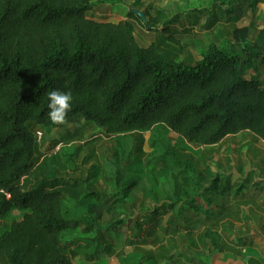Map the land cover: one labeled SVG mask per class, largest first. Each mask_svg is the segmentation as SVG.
<instances>
[{
    "label": "trees",
    "instance_id": "obj_1",
    "mask_svg": "<svg viewBox=\"0 0 264 264\" xmlns=\"http://www.w3.org/2000/svg\"><path fill=\"white\" fill-rule=\"evenodd\" d=\"M260 2L226 0L212 7L204 27L231 22L235 43H211L198 59L177 35L190 29L175 28L180 20H168L163 10L147 8L146 19L131 11L113 22L93 10L91 0H0V221L13 209L23 214L0 230L1 259L8 264H108L128 246L151 245L155 250L120 264H211L202 256L225 252L224 222L241 203L264 205V177L243 168L234 176L220 170L218 162L220 169L214 170L207 159L186 153L185 143L212 146L242 131L264 141V23L235 26L245 7L256 10ZM136 21L156 31L159 41H139ZM56 89L74 97L62 124L47 115V94ZM66 125L72 126L68 138L90 126L127 138L162 125L180 136L183 147L151 139L155 153L146 163L152 169L137 176L130 171L144 163L146 140L138 135L125 141V166L107 164L121 188L107 194L95 184L100 166L88 169L86 178H73L55 173L58 153L39 161L34 127L52 132ZM80 149L66 155V163ZM83 169L72 166L75 173ZM66 201H75L81 218H69ZM147 201L154 205L147 208ZM83 225L92 237L63 241L66 232ZM200 228L201 241L208 240L212 251L189 255L172 249L171 236L185 233L182 241H193ZM166 236L171 239L164 243ZM248 237L237 238L235 245L246 246ZM79 249L86 252L80 255ZM249 264L262 263L250 258Z\"/></svg>",
    "mask_w": 264,
    "mask_h": 264
},
{
    "label": "rangeland",
    "instance_id": "obj_2",
    "mask_svg": "<svg viewBox=\"0 0 264 264\" xmlns=\"http://www.w3.org/2000/svg\"><path fill=\"white\" fill-rule=\"evenodd\" d=\"M93 1L92 9L96 10L99 15H107L108 19L113 22H118L124 19L128 12H134L142 19H146V9L153 8L163 10L168 20L177 18L180 22L174 23L175 28L178 30L190 29L188 33L177 34L180 37V43L184 46L185 50L192 52L198 59L201 58V53L211 43H217L220 46L230 47L234 45L235 40L232 36L233 26L231 22H226L223 20L221 23L217 24L213 29L209 30L204 27L212 11L210 9L216 4H220L226 0H91ZM106 2V3H105ZM109 3V4H107ZM227 6V4H225ZM205 9V10H204ZM215 11V10H214ZM166 17V18H167ZM199 18L196 23H193L194 19ZM224 19H226L224 17ZM166 19V21H168ZM193 21V22H191ZM258 25L264 23V2H260L256 10L245 7L241 12L240 20L235 23V26L243 28L250 25V22ZM137 24V36L139 41L145 44H150L154 41H159V35L156 31H150L146 26L142 25L139 21ZM255 35V34H254ZM253 35V36H254ZM181 45V44H180ZM172 43V46L180 48L181 46ZM181 56V55H179ZM180 58V57H179ZM263 78V76H262ZM35 130H42L44 137L39 144L38 157L39 161L43 160L44 157L50 156L48 154L54 149V147L59 143H64L65 145L58 152L61 157V161H56L53 168H56L55 172L57 175H63L65 177H77L82 176L86 178L89 174L88 169H92L93 165L100 166L102 168L99 173L95 184L98 189H101L105 193H114L121 188V185L116 186L114 176L110 173L112 166L108 163H115L119 167L123 168L125 166V161L122 158L124 143L133 141L132 137H137L138 135H143L146 143H144V151L146 156L144 157V163L135 164L131 167V175L143 176L148 175L152 169V163H146L147 158H150L151 154L155 153L149 144L151 139L158 140L160 143L166 144L169 147L177 146L183 147L180 136L168 130L164 126H159L158 129L149 130L146 132H134L129 135L124 134H108L104 130L99 129L96 126H90L82 129L81 133L77 137L68 138L70 133H66L68 128H72L71 125L64 126V129L53 130L52 132L46 129L36 126ZM64 140V141H59ZM188 144V145H187ZM185 143L187 146L185 152L190 156L194 157L196 160H201L203 157L209 161V164L213 166L214 170L220 169L217 166L218 163L222 164V169L230 173L231 175L236 174L240 168H243L245 172L253 170L259 175V177H264V141L256 134L250 131H242L236 135H229L220 143L212 146H197L190 143ZM45 146V147H43ZM80 147L78 156L71 163H66V155L75 153L77 148ZM159 147V146H158ZM162 150V147H159ZM94 150V153L91 151ZM90 154H93L91 161L88 163H83L84 159ZM54 155V154H53ZM218 162V163H217ZM73 165L82 166L84 169L75 173L72 170ZM64 167L60 172V168ZM52 171V168L49 170ZM48 176V171L43 173ZM263 174V176H262ZM237 176V175H234ZM160 187L163 185V181L159 180ZM161 190V189H160ZM163 192V191H162ZM161 192V196L164 195ZM160 196V197H161ZM163 197V196H162ZM134 198H143L142 195H135ZM136 211H140V200L137 201ZM154 204L152 201H147V208L152 207ZM66 210L69 211V218L75 219L82 217V210H75V201L68 203L65 202ZM224 224L227 225V229L223 230V236L228 240L229 243L235 245L236 239L242 236H255L259 242L264 240L263 232V222H264V206L260 201L252 203H241L238 208ZM139 215V214H137ZM23 216L22 212L17 209H13L5 218L0 221V230L3 226L10 225L13 221L21 219ZM85 226L83 225L75 232H66L63 236V241L69 242L74 238H88L92 237L93 234L84 233ZM117 230V228L115 229ZM201 228L198 229V234ZM241 231V232H240ZM195 233V235L197 234ZM254 232V233H252ZM253 234V235H250ZM173 238V248L175 252H183L184 254L191 255L193 245L185 248V241L183 239L187 238L185 233L181 235L174 236ZM195 238V237H194ZM167 237L163 238V240ZM169 238L168 240H170ZM259 242H257L259 244ZM263 246V244H261ZM93 247V245H92ZM91 247V248H92ZM190 248V250H189ZM263 248H261L262 250ZM155 250L151 245H145L140 248V250H133L132 247L128 246L124 250L123 256L116 255L109 259L108 264H120L121 259L128 260L129 257L134 259V254H139ZM169 253L171 247L168 248ZM91 251V250H88ZM86 252L85 249H79V254L82 255ZM1 253V252H0ZM218 253V252H216ZM3 253H1L2 255ZM4 255V254H3ZM232 256L236 255L229 252L224 264H237L233 262ZM237 259V258H236ZM76 260V259H75ZM79 261L78 259L76 260ZM237 261V260H236ZM80 262V261H79ZM132 262L131 264H133ZM0 264H8L6 261L2 260L0 257Z\"/></svg>",
    "mask_w": 264,
    "mask_h": 264
},
{
    "label": "crops",
    "instance_id": "obj_3",
    "mask_svg": "<svg viewBox=\"0 0 264 264\" xmlns=\"http://www.w3.org/2000/svg\"><path fill=\"white\" fill-rule=\"evenodd\" d=\"M107 4H109V3H107ZM43 147H45V146H43ZM39 148L42 149L41 147H39ZM201 231H200V233H201ZM263 232H264V222H263ZM200 233L198 234V232H197L193 241H191V240H186L187 242L185 241L186 242L185 248H187L189 246L191 247L192 245L194 247V248H192L191 255H195L197 252L207 253V252H210V250L212 251L211 243L208 240L204 241V242L201 241ZM252 233H254V232H252ZM250 235H253V234H250ZM166 237H167V239L163 240L164 243L170 238L168 236H166ZM171 237H174V236H171ZM241 237H244V236L241 235ZM223 241H225V243L227 244L226 247H228L225 252H218V253L214 252L213 254L203 255L202 258L203 259L208 258V261L211 264H224V261L227 258V255H229V252H232L236 255V257L232 256V259L235 258L233 262H237V264H249L250 258H256L262 264H264V240H263V242H259L260 240H257L254 235L249 236L248 238L245 239V241H247L249 243L246 246H242L241 248L237 245H234L233 243L232 244L229 243L225 237H223ZM251 242H252V244H250ZM257 242H259V244ZM261 244H263V246H261ZM153 248L155 249V247H153ZM261 248H263V249L261 250ZM189 250H190V248H189Z\"/></svg>",
    "mask_w": 264,
    "mask_h": 264
},
{
    "label": "clouds",
    "instance_id": "obj_4",
    "mask_svg": "<svg viewBox=\"0 0 264 264\" xmlns=\"http://www.w3.org/2000/svg\"><path fill=\"white\" fill-rule=\"evenodd\" d=\"M48 117L54 124H62L65 122L68 112L71 110L72 101L74 99L71 91H63L60 89L48 92Z\"/></svg>",
    "mask_w": 264,
    "mask_h": 264
},
{
    "label": "built area",
    "instance_id": "obj_5",
    "mask_svg": "<svg viewBox=\"0 0 264 264\" xmlns=\"http://www.w3.org/2000/svg\"><path fill=\"white\" fill-rule=\"evenodd\" d=\"M35 135H36V138H37L39 144H41V141H42V139H43V137H44V133H43V131L37 129V130H35ZM64 145H65V144L62 143V142L59 143V144H57V145L54 147V149L51 151V153L48 154V155L57 154V153L62 149V147H63Z\"/></svg>",
    "mask_w": 264,
    "mask_h": 264
}]
</instances>
